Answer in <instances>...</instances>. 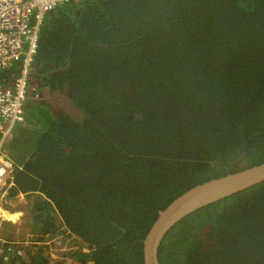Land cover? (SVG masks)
<instances>
[{
    "label": "trees",
    "instance_id": "16d2710c",
    "mask_svg": "<svg viewBox=\"0 0 264 264\" xmlns=\"http://www.w3.org/2000/svg\"><path fill=\"white\" fill-rule=\"evenodd\" d=\"M36 53L33 115L26 98L4 196H33L35 250L8 243L0 264H51L43 238L58 218L90 264H143V239L174 198L264 162V0L62 3L44 15ZM158 258L264 264V180L186 215Z\"/></svg>",
    "mask_w": 264,
    "mask_h": 264
},
{
    "label": "built area",
    "instance_id": "2783aa9c",
    "mask_svg": "<svg viewBox=\"0 0 264 264\" xmlns=\"http://www.w3.org/2000/svg\"><path fill=\"white\" fill-rule=\"evenodd\" d=\"M71 1L78 0H0V178L7 186L13 164L4 149L15 126L25 120L24 102L33 78L41 22L47 12ZM16 253L22 254L20 250Z\"/></svg>",
    "mask_w": 264,
    "mask_h": 264
},
{
    "label": "rangeland",
    "instance_id": "374dc122",
    "mask_svg": "<svg viewBox=\"0 0 264 264\" xmlns=\"http://www.w3.org/2000/svg\"><path fill=\"white\" fill-rule=\"evenodd\" d=\"M35 55L37 56V53ZM29 87L34 89V83L30 82L27 89ZM39 93L41 94V92ZM29 95L30 97H28ZM33 95L34 94L32 92H28L26 94V98H32L28 101V110L30 111L31 115H33ZM40 97L50 99L51 103H53L57 109L65 113H73L78 117L84 116L78 110L74 109V107L71 105V102L69 101V98H67L65 94L58 92L49 93L44 91V95H40ZM24 115L27 116L28 112H26V114L24 113ZM27 120H29V118ZM4 152L7 157H9V155H13V152H8L7 148L4 149ZM32 199L33 196L31 195L20 194L15 200H3V209L5 208L4 206H9L15 210V212H11V208L6 209L7 213L14 215L13 218H7L4 216V219L0 215V255L4 260L7 259V253L5 252L8 243L16 245L19 250L23 249L26 244L27 247L25 249L27 251L35 250V244L29 241V239H32L33 235L29 226L28 203L32 201ZM0 213L4 215V212H2L1 208ZM55 223L56 227L53 232L46 234L43 238V240H46L43 248L44 255L48 258L49 262L51 264H90L87 254L89 252L88 247L80 242L79 239L72 233L66 230V228L61 223L60 218L55 219Z\"/></svg>",
    "mask_w": 264,
    "mask_h": 264
},
{
    "label": "water",
    "instance_id": "95a60500",
    "mask_svg": "<svg viewBox=\"0 0 264 264\" xmlns=\"http://www.w3.org/2000/svg\"><path fill=\"white\" fill-rule=\"evenodd\" d=\"M264 180V162L197 184L158 212L143 239V264H160L158 250L167 232L186 215Z\"/></svg>",
    "mask_w": 264,
    "mask_h": 264
},
{
    "label": "bare ground",
    "instance_id": "6f19581e",
    "mask_svg": "<svg viewBox=\"0 0 264 264\" xmlns=\"http://www.w3.org/2000/svg\"><path fill=\"white\" fill-rule=\"evenodd\" d=\"M0 163H3V160L0 159ZM10 186H7V184L0 178V198H1V201H0V208H3L2 207V203H3V200H4V196L7 194V190ZM1 217H2V213H0Z\"/></svg>",
    "mask_w": 264,
    "mask_h": 264
},
{
    "label": "crops",
    "instance_id": "0c3cea01",
    "mask_svg": "<svg viewBox=\"0 0 264 264\" xmlns=\"http://www.w3.org/2000/svg\"><path fill=\"white\" fill-rule=\"evenodd\" d=\"M1 210H2V212H4V215L2 214V218H4L5 219V217H7V218H13L14 217V215L13 214H9V213H7V211H6V209L4 208H1ZM17 213V212H16ZM5 216V217H4ZM7 220H10V219H7ZM10 221H12V220H10Z\"/></svg>",
    "mask_w": 264,
    "mask_h": 264
},
{
    "label": "clouds",
    "instance_id": "9594fccd",
    "mask_svg": "<svg viewBox=\"0 0 264 264\" xmlns=\"http://www.w3.org/2000/svg\"><path fill=\"white\" fill-rule=\"evenodd\" d=\"M8 158H9V157H8ZM9 159H10V158H9ZM10 182H11V185H12V179H10ZM11 185H10V186H11ZM26 247H27V244H26V246L23 247V249L20 250L21 253L24 254V255H25V253H26V249H25ZM18 250H19V248H18Z\"/></svg>",
    "mask_w": 264,
    "mask_h": 264
},
{
    "label": "flooded vegetation",
    "instance_id": "af4514ba",
    "mask_svg": "<svg viewBox=\"0 0 264 264\" xmlns=\"http://www.w3.org/2000/svg\"><path fill=\"white\" fill-rule=\"evenodd\" d=\"M9 158H10V155H9ZM10 160H11V158H10ZM12 164H13V167H12V170H11V173H10L11 174V179H12V174H13V170H14V163H13V161H12Z\"/></svg>",
    "mask_w": 264,
    "mask_h": 264
}]
</instances>
